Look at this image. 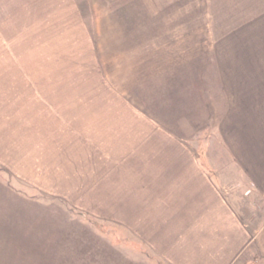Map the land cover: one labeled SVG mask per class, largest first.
Instances as JSON below:
<instances>
[{"label": "crops", "instance_id": "1", "mask_svg": "<svg viewBox=\"0 0 264 264\" xmlns=\"http://www.w3.org/2000/svg\"><path fill=\"white\" fill-rule=\"evenodd\" d=\"M18 1L42 0L0 5ZM115 1L111 23L83 36L97 83L79 106L96 141L81 145L85 172L112 170L111 202L175 264H264V0H208L202 11L144 0V17L133 0ZM213 11L225 14L218 43ZM33 55L23 68L38 82Z\"/></svg>", "mask_w": 264, "mask_h": 264}, {"label": "rangeland", "instance_id": "2", "mask_svg": "<svg viewBox=\"0 0 264 264\" xmlns=\"http://www.w3.org/2000/svg\"><path fill=\"white\" fill-rule=\"evenodd\" d=\"M82 1L42 0L32 9L24 1L0 5V264H175L150 246L145 223L111 202L106 184L112 170L85 172L81 164V145L96 141L85 118L79 121V106L96 99L97 84L89 76L83 36L94 37L99 25L111 23L116 2L98 0V18ZM142 2L127 6L144 17ZM186 4L202 11L208 0ZM209 18L211 36L221 42L225 14L213 11ZM35 52L38 82L23 68ZM51 86L55 93L48 92ZM95 111L85 108L84 114Z\"/></svg>", "mask_w": 264, "mask_h": 264}, {"label": "trees", "instance_id": "3", "mask_svg": "<svg viewBox=\"0 0 264 264\" xmlns=\"http://www.w3.org/2000/svg\"><path fill=\"white\" fill-rule=\"evenodd\" d=\"M141 247L144 249V245H142ZM144 251H146V250L144 249Z\"/></svg>", "mask_w": 264, "mask_h": 264}]
</instances>
